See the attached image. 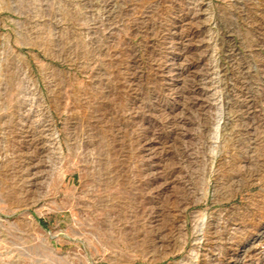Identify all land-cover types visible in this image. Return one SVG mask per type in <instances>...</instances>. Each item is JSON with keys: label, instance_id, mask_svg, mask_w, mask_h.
<instances>
[{"label": "rangeland", "instance_id": "rangeland-1", "mask_svg": "<svg viewBox=\"0 0 264 264\" xmlns=\"http://www.w3.org/2000/svg\"><path fill=\"white\" fill-rule=\"evenodd\" d=\"M263 233L264 0H0V264H264Z\"/></svg>", "mask_w": 264, "mask_h": 264}, {"label": "bare ground", "instance_id": "bare-ground-1", "mask_svg": "<svg viewBox=\"0 0 264 264\" xmlns=\"http://www.w3.org/2000/svg\"><path fill=\"white\" fill-rule=\"evenodd\" d=\"M193 179V178H192ZM191 180V179H190ZM193 181V180H192ZM28 195V194H27ZM27 197V196H26ZM35 200V199H34ZM26 201H28V200H26ZM26 201H24V202H26ZM20 202H22V200L20 201ZM25 204V203H24ZM28 204V203H27ZM32 204V203H31ZM26 207V205L24 206V208ZM28 209V208H27ZM254 219V218H253ZM252 219V220H253ZM255 222V221H254ZM256 223V222H255ZM256 226V225H255ZM264 234V233H263ZM263 234H259V236H258V238L256 237L255 238V240L257 241V240H259L262 236H263ZM149 237V236H148ZM151 241V240H150ZM151 243V242H150ZM153 243V242H152ZM246 252H248L247 250H245V252H244V254H246Z\"/></svg>", "mask_w": 264, "mask_h": 264}]
</instances>
